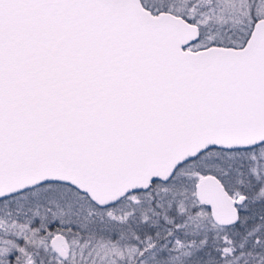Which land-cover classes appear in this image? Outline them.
Here are the masks:
<instances>
[{
  "label": "snow or ice",
  "instance_id": "6c2138e0",
  "mask_svg": "<svg viewBox=\"0 0 264 264\" xmlns=\"http://www.w3.org/2000/svg\"><path fill=\"white\" fill-rule=\"evenodd\" d=\"M0 264H264V0H0Z\"/></svg>",
  "mask_w": 264,
  "mask_h": 264
}]
</instances>
